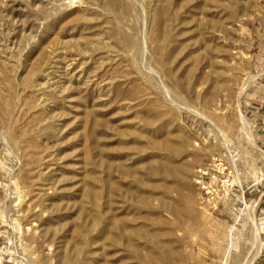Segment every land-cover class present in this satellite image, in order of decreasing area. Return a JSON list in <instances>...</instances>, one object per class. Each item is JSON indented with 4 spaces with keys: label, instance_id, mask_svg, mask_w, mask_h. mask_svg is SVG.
I'll return each mask as SVG.
<instances>
[{
    "label": "rangeland",
    "instance_id": "rangeland-1",
    "mask_svg": "<svg viewBox=\"0 0 264 264\" xmlns=\"http://www.w3.org/2000/svg\"><path fill=\"white\" fill-rule=\"evenodd\" d=\"M0 264H264V0H0Z\"/></svg>",
    "mask_w": 264,
    "mask_h": 264
}]
</instances>
